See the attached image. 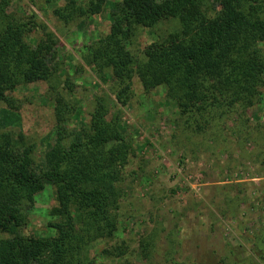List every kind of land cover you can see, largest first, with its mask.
Returning a JSON list of instances; mask_svg holds the SVG:
<instances>
[{
    "label": "trees",
    "instance_id": "16d2710c",
    "mask_svg": "<svg viewBox=\"0 0 264 264\" xmlns=\"http://www.w3.org/2000/svg\"><path fill=\"white\" fill-rule=\"evenodd\" d=\"M56 1L63 5L54 7L52 15L64 25L99 15L107 2ZM207 1L115 3L108 33L85 50L97 72L110 71L118 104H127L135 76L146 93L164 89L183 132L205 135L211 127L219 135V124L233 113L242 126L247 123L243 118L259 103L264 87V52L259 47L264 0H211L218 10L209 16ZM9 6L10 0H0V104L6 107L1 109L5 116L17 110L13 94L18 88L49 85L54 79L58 45L35 15L29 21L16 20ZM172 22L175 30L159 33L144 47L141 60L129 51V38L137 28L157 32ZM37 30L41 38L31 41ZM53 109L55 151L46 155L40 169L33 164L32 146H14L22 143V134L0 128V264H86L87 247L116 233L121 192L116 185L133 155L132 144L120 131L118 117L108 118L109 109L100 98L86 127L79 129L67 124L74 111L70 103L57 98ZM45 185L53 188L57 204L51 210L56 221L49 224L54 235L25 236V210Z\"/></svg>",
    "mask_w": 264,
    "mask_h": 264
},
{
    "label": "rangeland",
    "instance_id": "374dc122",
    "mask_svg": "<svg viewBox=\"0 0 264 264\" xmlns=\"http://www.w3.org/2000/svg\"><path fill=\"white\" fill-rule=\"evenodd\" d=\"M116 2L107 0L99 15L64 25L52 15L62 1L10 0L9 15L21 21L35 15L37 24L57 38L56 72L49 85L18 88L12 114L5 116L0 104V128L22 134V143L14 146H32L33 164L40 169L55 151L57 98L74 107L67 122L73 129L86 127L99 98L109 109L108 118L118 117L133 148L116 185L121 191L118 227L113 238L87 247L86 264H264V87L259 103L243 118L247 123L242 126L236 114L228 115L219 124V135L211 127L205 135L183 132L164 89L146 93L135 76L127 104H118L110 71L97 72L85 50L108 33ZM206 4L208 16L218 10L211 0ZM175 24L157 32L137 28L129 51L141 60L144 47L159 33L174 31ZM41 36L37 30L30 38ZM259 47L264 52V40ZM56 205L53 188L45 185L25 210L22 234L52 237L49 224L56 221L51 215Z\"/></svg>",
    "mask_w": 264,
    "mask_h": 264
}]
</instances>
